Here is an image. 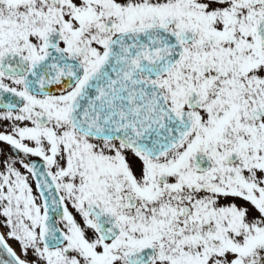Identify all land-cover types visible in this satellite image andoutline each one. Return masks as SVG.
Segmentation results:
<instances>
[{"label":"snow or ice","instance_id":"obj_1","mask_svg":"<svg viewBox=\"0 0 264 264\" xmlns=\"http://www.w3.org/2000/svg\"><path fill=\"white\" fill-rule=\"evenodd\" d=\"M0 264H264V0H0Z\"/></svg>","mask_w":264,"mask_h":264}]
</instances>
